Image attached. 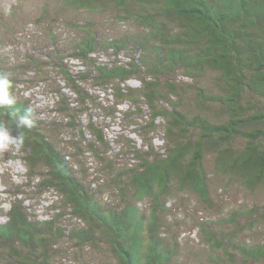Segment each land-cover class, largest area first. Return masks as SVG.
Returning <instances> with one entry per match:
<instances>
[{
    "label": "trees",
    "instance_id": "16d2710c",
    "mask_svg": "<svg viewBox=\"0 0 264 264\" xmlns=\"http://www.w3.org/2000/svg\"><path fill=\"white\" fill-rule=\"evenodd\" d=\"M40 7L27 23L21 7L0 14L19 22L1 23L0 73H10L14 107L33 109L34 127L17 151L26 177L37 179L39 196L56 194L54 207L76 224L61 227L58 212L38 219L23 192L4 183V194L14 192L0 224V264H54L81 249L105 255L103 264H264V0H43ZM21 24L41 28L46 46L5 54L4 39ZM108 52L126 61L92 58ZM70 58L89 69L74 75ZM27 73L34 80L21 78ZM130 79L138 86L126 85ZM60 82L80 103L70 105ZM86 82L111 92L112 106L96 105L103 115L127 104L140 146L124 138L114 152L90 119L76 125L93 101ZM28 83L50 88L61 120L39 118L17 93ZM63 129L76 133L70 146Z\"/></svg>",
    "mask_w": 264,
    "mask_h": 264
},
{
    "label": "rangeland",
    "instance_id": "374dc122",
    "mask_svg": "<svg viewBox=\"0 0 264 264\" xmlns=\"http://www.w3.org/2000/svg\"><path fill=\"white\" fill-rule=\"evenodd\" d=\"M43 0H0V14L6 13L16 7L22 9V12L25 17H23L20 22L24 21L27 23L28 20H31L32 17L37 16L40 13V5H42ZM40 7V8H38ZM16 14H19L16 12ZM18 21V19H17ZM16 20H12L9 18L8 15L1 16L0 19V27L1 23L6 24L7 26L14 25L19 27V22ZM21 29L16 30L13 29L12 32L13 38L8 40L5 38V48L3 52L10 56H21V54L25 53V50L28 47L33 48L34 46H46L44 43V35L42 34V29L36 26L28 25L24 30L22 29V24L20 25ZM1 33V32H0ZM23 33V34H22ZM61 33V31H59ZM71 32L67 28L62 29V36L67 37L70 35ZM22 35V36H21ZM82 35V34H80ZM96 60L97 63L109 65V63H122L125 62V56L119 54L117 56H113L112 52L108 53H99L95 56H92ZM114 58V59H113ZM67 66L69 67L70 71L75 74H85V71L89 69L87 62H83L77 59H65ZM34 76L31 73L23 74V80H34ZM54 79L50 81H56V75H53ZM138 81L136 79H130L126 85L130 87H137ZM61 87V92L64 95H68L71 98L70 105L75 106L77 103H80V100L76 98L74 94H71L68 90L64 89V84L62 82L59 83ZM89 82L84 83V87L89 88L88 94L91 95V99L89 103H86L87 106V117L82 116H75V123H82L85 125L86 119H90L96 126L100 127L103 130L104 137L108 142V145L111 149L115 152L119 150L123 145V139H130L132 142L136 143L137 146L141 145V140L138 137V132L134 127H130L129 122L137 121V117H127L124 113L131 111L128 110L127 104H124L118 107V113L114 114V116H105L103 115L99 109L98 104H101L104 107L112 106V96L111 92L105 89L102 86H90ZM49 87H45L42 85L32 86L30 83L25 85L17 86V93L23 95L24 98L30 99L29 104L33 105L39 112L41 113L40 117L42 120L49 121L55 120L58 122L61 120V116L54 113L55 104H57V98L50 92ZM84 115V114H83ZM138 122V121H137ZM74 130L71 129H63L61 132H64L63 135L65 137L66 145H71L70 139L74 142L77 138L75 137L76 133L73 132ZM157 138L154 140V145L159 146L161 134H156ZM85 139L90 140L91 138L88 135H84ZM79 141V139L77 140ZM20 155L17 151L12 152H5L0 153V224L6 221V212L10 208V204L12 201V196L14 189L10 190L9 194H4L3 184L12 185L16 190L23 192L22 198H26L24 204L28 206L30 209L33 210L34 214L40 220L50 219L55 214H57L58 210L55 208L58 204V197L52 191L44 192L42 195L39 196L36 188L32 187L34 185L36 187L37 179L30 180L26 177V170L24 164L19 159ZM91 171V170H90ZM89 171V173H90ZM9 187V186H8ZM9 190V189H8ZM11 194V195H10ZM236 195V194H235ZM55 206V207H54ZM190 212H194V210H190ZM59 216L57 217L56 221L59 225L65 226L67 224H76L75 219L70 218L67 214L63 215L61 212H58ZM196 215L200 216V213H196ZM176 232L177 230L174 229ZM182 230H180L181 232ZM178 233V232H177ZM185 234V233H184ZM195 231H191V238L194 237ZM185 235L180 236L182 242L186 240ZM65 248V249H64ZM67 247L64 246L62 241L57 243V249L59 250H67ZM65 255L57 256L58 258L54 261V264H103L106 262V257L103 254H99L93 250H86L81 249L78 252H70ZM73 256V259L70 257ZM102 256V257H101Z\"/></svg>",
    "mask_w": 264,
    "mask_h": 264
},
{
    "label": "clouds",
    "instance_id": "9594fccd",
    "mask_svg": "<svg viewBox=\"0 0 264 264\" xmlns=\"http://www.w3.org/2000/svg\"><path fill=\"white\" fill-rule=\"evenodd\" d=\"M10 73H0V114L8 116V122L0 120V153L19 151L25 143V133L34 127L33 109L15 108L17 101L13 96Z\"/></svg>",
    "mask_w": 264,
    "mask_h": 264
}]
</instances>
